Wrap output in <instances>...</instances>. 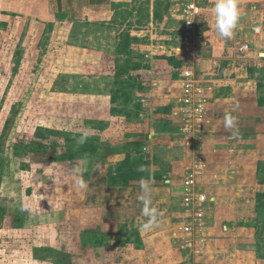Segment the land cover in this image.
<instances>
[{
  "label": "rangeland",
  "instance_id": "rangeland-1",
  "mask_svg": "<svg viewBox=\"0 0 264 264\" xmlns=\"http://www.w3.org/2000/svg\"><path fill=\"white\" fill-rule=\"evenodd\" d=\"M60 2L46 22L37 17V6L0 2V264H163L140 231H117L115 221L82 200L91 194L87 179L101 157H107V170L140 174L152 126L167 132L156 142H172L170 149H156L155 159L171 164L182 157L178 149L186 142L178 139L186 136L172 132L176 108L160 103L161 87L178 75L162 60L150 65L165 58L169 47L160 55L149 50L159 41L176 42L180 23L169 15L163 23L167 0L152 9L146 0L122 2L114 22L107 20L112 7L82 15L80 2L73 3L74 15ZM150 10L160 15L153 28L131 34L149 26ZM83 132L87 140L78 144ZM250 146L240 157L249 162L237 168L245 181L233 254L240 264H264V151L257 155L255 148L262 146ZM82 161L86 187L80 189L74 176ZM116 191L122 212L129 199L136 202L132 211L140 212L137 196ZM25 204L34 211H21ZM229 252L218 250L217 262L225 264Z\"/></svg>",
  "mask_w": 264,
  "mask_h": 264
},
{
  "label": "crops",
  "instance_id": "crops-1",
  "mask_svg": "<svg viewBox=\"0 0 264 264\" xmlns=\"http://www.w3.org/2000/svg\"><path fill=\"white\" fill-rule=\"evenodd\" d=\"M146 1L149 3V8L152 9L158 0ZM167 1L169 14L164 15L163 23L169 15L180 23L178 30L183 21V0ZM193 1L201 9L197 31L203 40L197 49V73L208 97L202 121V133L197 135L206 163L205 173L198 181V188L214 198L206 206L207 234L204 252L200 256H196L189 249L183 248L179 229L182 211V175L191 160L194 143L187 142L185 137L178 139V141L186 142V146L182 150L178 149L182 157L176 162L172 161L169 164L168 161L162 162L155 159L153 153L157 151L156 149L166 150L172 147V142L167 144L155 141L158 139L156 136L167 133L164 127L150 126L151 128L147 132L148 139L145 141L147 157L145 156V162L141 166L144 171H141L140 174L132 172L125 185L121 179V183L115 181L121 175L120 170H107L105 168L107 157L99 158L100 165L95 162L91 178L87 179V186L91 187V194L83 198L82 205L100 208L101 217L105 216L106 219L115 221V227L119 232L140 231L142 238H146L144 243L148 241L145 246L149 249L153 246L157 251L155 254L161 257L157 259L163 264H220L217 262L215 253L222 249L230 250L226 255L225 264H240L241 259L233 254L234 250L237 251L234 235L237 231L238 205L242 202L244 195L242 183L244 184L245 180L238 176L237 168L242 165L241 163L249 162H242L240 157L251 151L250 145L262 146L261 144L264 143V140L260 139V136H264V0H237L241 18L231 39L221 38L216 32L213 11L215 0ZM0 2L7 5L12 4L18 8L23 3L37 6V17L42 22L51 19L61 3L60 0H0ZM65 2L69 9L68 13H74V15L77 11H73V3L78 2H80V11L78 12L82 15L85 13L87 15L90 11H99L101 8L108 7V10L114 8L110 12L107 10L110 13L107 20L113 22L116 21L115 15H118L120 11L118 8L123 4L122 2L129 6L136 5V0H65ZM49 10L50 13L52 12L51 14ZM130 11V16L136 21L137 11L133 7L130 8ZM156 16L160 15L153 14L152 18L150 17L149 26H142L140 30H131L132 33L131 31L130 33L143 36L146 33L144 29L153 28L152 22ZM130 23H132L131 28H135L134 21ZM173 29L169 30L173 31ZM151 39H154V34L153 37L151 35ZM159 43L160 41L151 45L149 50L153 53L156 51L160 55L161 52H164V48L166 51L169 47V44ZM243 44H248L249 49L239 52L238 48ZM164 57L153 60L150 65L162 60L163 64L169 68L168 58L174 57L170 55V51ZM170 68L174 71L172 76L175 73L174 77L176 78L178 75V79L164 83L163 88L161 87L160 103L165 104L168 101L167 103L171 107L176 108L179 105L180 77L178 71H175L173 67ZM150 70L153 71V68L148 69V72ZM164 89L168 93L164 92ZM229 114L237 120L238 134L236 136L232 134L233 129L225 127V116ZM176 118L178 124L172 132L180 134V119L177 116ZM255 149V153L259 155V151H264V146ZM126 157L129 159V154L124 155V161L127 160ZM130 157L132 159V155ZM101 164L104 166L102 167ZM123 171L129 172V170ZM142 181L150 183L151 206L157 208L159 212L157 224L150 230H145L141 226L146 220L141 212V203L138 204L140 212L136 213L132 211L133 204L136 202L129 199L128 203L131 206L125 202V209L122 212L118 205L119 199L116 198V190L122 189V194L126 196L132 194L130 198L137 196L138 202L139 185ZM86 193H88L87 190Z\"/></svg>",
  "mask_w": 264,
  "mask_h": 264
},
{
  "label": "built area",
  "instance_id": "built-area-1",
  "mask_svg": "<svg viewBox=\"0 0 264 264\" xmlns=\"http://www.w3.org/2000/svg\"><path fill=\"white\" fill-rule=\"evenodd\" d=\"M182 5V25L175 35L176 42L168 46L170 55L180 62L178 66L180 95L175 115L180 119L181 133L194 143V148L191 160L182 175V211L179 229L183 248L200 256L206 246V206L214 200L198 188V181L205 173L206 163L197 135L202 133V121L208 97L197 73V49L203 42L197 31L201 9L193 0H183ZM248 49L249 45L243 44L238 51L244 52Z\"/></svg>",
  "mask_w": 264,
  "mask_h": 264
},
{
  "label": "clouds",
  "instance_id": "clouds-1",
  "mask_svg": "<svg viewBox=\"0 0 264 264\" xmlns=\"http://www.w3.org/2000/svg\"><path fill=\"white\" fill-rule=\"evenodd\" d=\"M215 14V29L218 35L224 39H231L234 35V30L237 28L241 13L238 8L237 0H215L214 8ZM237 120L232 115L225 116V127L233 129V136L238 134L236 130ZM87 132L80 134L77 143L83 144L87 140ZM144 171L143 168L140 169ZM86 171V161H82L76 169V175L74 176V184L76 187L83 189L86 187V182L83 179V173ZM140 194L138 200L142 204L141 212L146 217L145 222L141 225L143 229L150 230L157 224V217L159 215L158 209L151 206V185L147 181H142L139 185ZM21 211L32 213V209L29 205L25 204Z\"/></svg>",
  "mask_w": 264,
  "mask_h": 264
},
{
  "label": "trees",
  "instance_id": "trees-1",
  "mask_svg": "<svg viewBox=\"0 0 264 264\" xmlns=\"http://www.w3.org/2000/svg\"><path fill=\"white\" fill-rule=\"evenodd\" d=\"M50 1V0H49ZM43 3V2H42ZM123 23V22H122ZM121 23V24H122ZM120 24V23H119ZM128 32V31H127ZM125 40H126V43H130L131 42V36L129 35V34H127V35H125ZM124 41V40H123ZM168 64L170 65V67H173V69H176V68H178V66H179V64H180V62H179V60H176V58L174 59V58H168ZM174 75H175V73H174ZM126 159H127V157H126ZM131 172H128V171H126V172H122L121 173V175L119 176V179L120 178H123L124 180H121L122 181V183H123V185H125V183H126V181H127V179L129 178V177H131Z\"/></svg>",
  "mask_w": 264,
  "mask_h": 264
}]
</instances>
